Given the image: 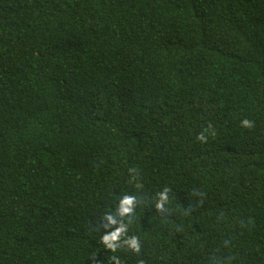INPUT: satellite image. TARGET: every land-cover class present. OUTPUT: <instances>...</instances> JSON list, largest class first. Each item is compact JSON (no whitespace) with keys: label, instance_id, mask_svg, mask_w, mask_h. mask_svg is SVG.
I'll use <instances>...</instances> for the list:
<instances>
[{"label":"trees","instance_id":"16d2710c","mask_svg":"<svg viewBox=\"0 0 264 264\" xmlns=\"http://www.w3.org/2000/svg\"><path fill=\"white\" fill-rule=\"evenodd\" d=\"M0 264H264V0H0Z\"/></svg>","mask_w":264,"mask_h":264},{"label":"clouds","instance_id":"9594fccd","mask_svg":"<svg viewBox=\"0 0 264 264\" xmlns=\"http://www.w3.org/2000/svg\"><path fill=\"white\" fill-rule=\"evenodd\" d=\"M242 123H243V125H244L245 127H248L249 124H250V122H249L248 120H245V121H243ZM161 195H162V197H163V194H161ZM165 198H166V197H165ZM130 202H131L130 199L125 201V203H130ZM158 207H159V205H158ZM129 210H130V209H128V208H124V209H123L124 212H127V211H129ZM117 235H118V233H117ZM109 238H110V237H105V240H107V239H109ZM109 247H111L113 250L115 249V247L112 246V245H110ZM133 247H134V250H136V251L139 250L138 246L133 245Z\"/></svg>","mask_w":264,"mask_h":264}]
</instances>
